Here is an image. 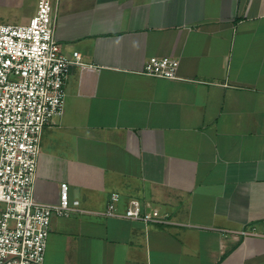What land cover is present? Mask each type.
Instances as JSON below:
<instances>
[{
  "label": "crops",
  "instance_id": "0c3cea01",
  "mask_svg": "<svg viewBox=\"0 0 264 264\" xmlns=\"http://www.w3.org/2000/svg\"><path fill=\"white\" fill-rule=\"evenodd\" d=\"M38 1L0 0V23ZM53 1L85 64L43 129L34 194L57 202L67 182L83 210L52 216L44 264H264V0ZM154 55L179 77L143 73ZM113 193L171 222L105 215Z\"/></svg>",
  "mask_w": 264,
  "mask_h": 264
},
{
  "label": "built area",
  "instance_id": "2783aa9c",
  "mask_svg": "<svg viewBox=\"0 0 264 264\" xmlns=\"http://www.w3.org/2000/svg\"><path fill=\"white\" fill-rule=\"evenodd\" d=\"M58 4L39 0L27 23H0V264H44L51 219L83 210L62 182L57 202H42L34 181L43 129L63 115L66 83L74 65L85 62L78 50L63 51L55 35ZM179 59L150 56L148 75L178 78ZM113 193L104 214L144 223L169 224L168 213L130 198L118 210ZM258 233L255 228L242 230Z\"/></svg>",
  "mask_w": 264,
  "mask_h": 264
}]
</instances>
